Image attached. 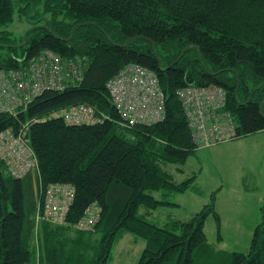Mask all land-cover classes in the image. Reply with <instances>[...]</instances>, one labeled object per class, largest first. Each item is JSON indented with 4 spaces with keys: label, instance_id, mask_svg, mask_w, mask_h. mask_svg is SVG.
<instances>
[{
    "label": "trees",
    "instance_id": "trees-1",
    "mask_svg": "<svg viewBox=\"0 0 264 264\" xmlns=\"http://www.w3.org/2000/svg\"><path fill=\"white\" fill-rule=\"evenodd\" d=\"M16 12L30 24L21 42L27 44L19 46L11 32L0 30V70L18 69L51 50L80 60L84 72L77 84L45 90L15 115L0 114V133L37 120L29 137L39 163L17 179L0 161V264H28L40 229L38 264H108L125 234L146 243L137 264H200L198 257L211 253L205 221L214 214L220 223L214 201L190 221L162 227L139 209L171 204L153 192L183 193L193 184V178L176 184L161 167L184 164L197 150L193 133L200 125L190 124L180 90L223 88L225 105L211 123L230 117L234 140L264 130V0H0V27L13 22ZM131 64L157 75L165 94L163 120L122 125L107 84ZM84 104L104 120L72 126L51 116ZM55 183L73 185V202L65 222L43 221L36 232L45 188ZM92 207L101 209L100 219L83 228ZM68 231L76 235L69 239ZM227 254L224 264H264V221L247 254Z\"/></svg>",
    "mask_w": 264,
    "mask_h": 264
},
{
    "label": "built area",
    "instance_id": "built-area-1",
    "mask_svg": "<svg viewBox=\"0 0 264 264\" xmlns=\"http://www.w3.org/2000/svg\"><path fill=\"white\" fill-rule=\"evenodd\" d=\"M82 67L78 59L67 61L51 50H44L18 69L0 70V114L15 115L45 90L61 91L77 84L83 78ZM107 87L120 117L129 126L163 120L165 94L152 70L131 64L112 78ZM178 95L187 106L190 124L195 128L200 125V130L193 133V140L198 147L216 145L235 137V123L230 117L227 116L222 124L211 123L213 112L225 105L223 88L190 87L180 90ZM51 116H61L70 124H97L102 121L96 109L88 105L71 106L52 112ZM33 123L34 121H27L18 130L8 128L0 133V161L15 178H21L38 167L37 156L29 138V128ZM74 193V187L69 183L48 185L45 188L44 203L38 209L37 221L65 222ZM100 214V208H89L81 220V226L91 228L99 221Z\"/></svg>",
    "mask_w": 264,
    "mask_h": 264
},
{
    "label": "rangeland",
    "instance_id": "rangeland-1",
    "mask_svg": "<svg viewBox=\"0 0 264 264\" xmlns=\"http://www.w3.org/2000/svg\"><path fill=\"white\" fill-rule=\"evenodd\" d=\"M29 29V22L20 17L18 12L15 13L13 22L0 27V30L11 32L19 46H22V38ZM18 52L22 56L20 48ZM179 99L184 102L181 96ZM98 117L104 120L101 113H98ZM188 118L190 121L189 116ZM66 124L81 126L90 123ZM122 125L129 126L123 119ZM161 167L176 184L190 178H193V184L183 193L153 192L156 199L171 204L151 211L142 206L139 213L162 227L172 221H190L214 201L220 223L214 214H210L205 221L204 232L211 253L206 259L198 257L200 264H224L230 257L227 253L247 254L255 228L264 221V130L231 142L197 148L184 164L162 163ZM213 194H216L214 200ZM40 233L41 229L33 236L34 252L28 264H38L40 255L43 254V237ZM65 235L70 239L76 233L74 235L73 231H68ZM94 241L95 246L96 239ZM145 247L144 240L133 234H125L113 247L108 264H137ZM93 248L89 247V254L93 253ZM82 249L84 250L83 247Z\"/></svg>",
    "mask_w": 264,
    "mask_h": 264
},
{
    "label": "water",
    "instance_id": "water-1",
    "mask_svg": "<svg viewBox=\"0 0 264 264\" xmlns=\"http://www.w3.org/2000/svg\"><path fill=\"white\" fill-rule=\"evenodd\" d=\"M38 27H43V26H38ZM28 33V32H27ZM26 37V36H25ZM27 44V40L24 42L23 46ZM5 181L3 179L2 172H0V185H4Z\"/></svg>",
    "mask_w": 264,
    "mask_h": 264
}]
</instances>
